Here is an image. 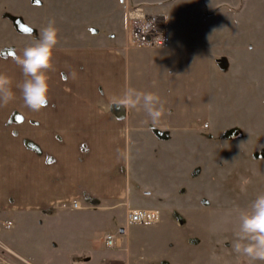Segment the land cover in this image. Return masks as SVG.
Masks as SVG:
<instances>
[{"label":"rangeland","instance_id":"obj_1","mask_svg":"<svg viewBox=\"0 0 264 264\" xmlns=\"http://www.w3.org/2000/svg\"><path fill=\"white\" fill-rule=\"evenodd\" d=\"M189 8L206 18L214 62L230 72L215 80L204 128L153 131L130 143L129 201L81 209L70 202L16 221L0 214L11 222L0 229L7 249L32 264H248L232 244L240 212L264 194V0H191ZM110 18L111 0H0V45H31L49 20L59 30L56 47L105 41L113 35L100 26ZM242 178L250 181L243 190ZM134 209L157 210L159 218L131 224ZM107 234L116 242L110 249Z\"/></svg>","mask_w":264,"mask_h":264},{"label":"crops","instance_id":"obj_2","mask_svg":"<svg viewBox=\"0 0 264 264\" xmlns=\"http://www.w3.org/2000/svg\"><path fill=\"white\" fill-rule=\"evenodd\" d=\"M180 1L111 0L116 20L100 26L111 38L54 49L49 102L40 111L25 105L18 87L25 77L16 57L30 45H0V74L12 79L15 94L0 103V214L16 221L72 201L85 208L129 201L128 159L118 150L129 152L130 143L153 131L203 127L198 124L210 116L215 80L229 79L230 72L214 62L206 18L189 8L191 0ZM135 4L165 17L167 47L129 45L125 6ZM129 87L159 95V122L119 103ZM3 237L15 247L12 233Z\"/></svg>","mask_w":264,"mask_h":264},{"label":"clouds","instance_id":"obj_3","mask_svg":"<svg viewBox=\"0 0 264 264\" xmlns=\"http://www.w3.org/2000/svg\"><path fill=\"white\" fill-rule=\"evenodd\" d=\"M151 21L143 20L139 25L142 32L147 33L152 28ZM30 31V30H29ZM58 28L54 20H49L42 29L39 38L24 48L23 55L16 57V63L21 68L25 79L18 85L24 103L33 111H40L49 102V83L47 72L53 66L54 49L58 44ZM15 98L12 89V79L0 74V103L7 104ZM119 103L130 108H142L153 123L159 122L164 115L163 103L159 95L152 92L139 91L127 88ZM119 156L127 160L129 152L124 150ZM243 186L250 183L247 178H242ZM241 221L235 232L233 250L239 256L247 258L248 264L264 262V194L258 195L250 204L248 210L239 214Z\"/></svg>","mask_w":264,"mask_h":264},{"label":"built area","instance_id":"obj_4","mask_svg":"<svg viewBox=\"0 0 264 264\" xmlns=\"http://www.w3.org/2000/svg\"><path fill=\"white\" fill-rule=\"evenodd\" d=\"M126 24L128 28V40L131 46L145 48H165L169 45L170 39L167 29L164 24V18H160L150 12L146 7L131 6L125 8ZM143 20L151 21L152 28L147 33L142 32L139 25L143 24ZM69 209H79L78 202L73 201L68 205ZM159 215L157 210L134 209L128 210L127 221L131 224H149L158 220ZM11 222L8 219L0 217V229H9ZM103 243L106 248H113L116 244L112 234H107L103 238ZM16 261L23 264H32L28 259L23 258L19 254L7 249L0 240V264H9L6 259V253ZM14 262V261H13ZM10 264H16L10 263Z\"/></svg>","mask_w":264,"mask_h":264},{"label":"snow or ice","instance_id":"obj_5","mask_svg":"<svg viewBox=\"0 0 264 264\" xmlns=\"http://www.w3.org/2000/svg\"><path fill=\"white\" fill-rule=\"evenodd\" d=\"M27 31V29H25Z\"/></svg>","mask_w":264,"mask_h":264}]
</instances>
